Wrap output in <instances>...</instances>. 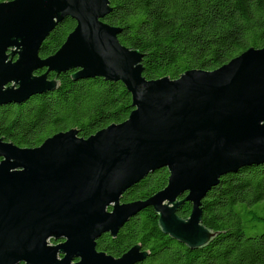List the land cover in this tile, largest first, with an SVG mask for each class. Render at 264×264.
I'll use <instances>...</instances> for the list:
<instances>
[{
  "label": "water",
  "instance_id": "obj_1",
  "mask_svg": "<svg viewBox=\"0 0 264 264\" xmlns=\"http://www.w3.org/2000/svg\"><path fill=\"white\" fill-rule=\"evenodd\" d=\"M111 10L109 0L0 3V105L53 90L50 72L75 70L77 79L121 82L133 107L125 121L88 138L75 128L35 148L0 138V264H138L148 255L140 245L113 257L96 240L116 236L146 207L164 234L196 249L213 234L201 220L206 193L222 176L264 164V47L212 71L148 80L142 54L103 21ZM67 18L74 28L41 57L42 42ZM161 168L168 171L162 190L121 202ZM184 202L191 203L186 219L177 215Z\"/></svg>",
  "mask_w": 264,
  "mask_h": 264
},
{
  "label": "trees",
  "instance_id": "obj_2",
  "mask_svg": "<svg viewBox=\"0 0 264 264\" xmlns=\"http://www.w3.org/2000/svg\"><path fill=\"white\" fill-rule=\"evenodd\" d=\"M5 1L11 0L0 3ZM109 5L112 10L103 21L121 28L119 42L142 54V75L148 80L212 71L248 48L264 47V0H109ZM74 26L70 18L58 23L39 55L55 53ZM75 72H50L48 78L56 81L53 90L0 105V138L35 148L59 132L75 128L79 137L88 138L128 118L132 100L121 82L77 79ZM167 179V169H158L127 189L121 202L148 199ZM201 208L202 225L213 234L196 249L164 234L151 207L124 223L116 236L102 234L96 249L120 257L140 245L148 255L138 264H264V164L222 176L201 200ZM190 211L191 203L184 202L177 215L186 219ZM246 229L259 232L249 235Z\"/></svg>",
  "mask_w": 264,
  "mask_h": 264
},
{
  "label": "rangeland",
  "instance_id": "obj_3",
  "mask_svg": "<svg viewBox=\"0 0 264 264\" xmlns=\"http://www.w3.org/2000/svg\"><path fill=\"white\" fill-rule=\"evenodd\" d=\"M263 214H264V211H263ZM246 232H247V234L251 235V234H254L256 232H259V230L258 229H256V230L246 229Z\"/></svg>",
  "mask_w": 264,
  "mask_h": 264
}]
</instances>
